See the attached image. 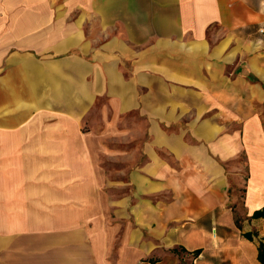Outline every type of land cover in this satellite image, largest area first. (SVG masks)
<instances>
[{"label":"crops","instance_id":"0c3cea01","mask_svg":"<svg viewBox=\"0 0 264 264\" xmlns=\"http://www.w3.org/2000/svg\"><path fill=\"white\" fill-rule=\"evenodd\" d=\"M123 2L148 22L140 68L195 86L175 108L159 93L165 107L148 112L207 118L193 135L153 125L127 193L82 159L47 214L7 207L0 264H262L264 217L251 215L264 207V0Z\"/></svg>","mask_w":264,"mask_h":264},{"label":"rangeland","instance_id":"374dc122","mask_svg":"<svg viewBox=\"0 0 264 264\" xmlns=\"http://www.w3.org/2000/svg\"><path fill=\"white\" fill-rule=\"evenodd\" d=\"M103 1L0 0V238L7 207L47 214L62 200L71 164L85 160L111 195L127 193L153 125L193 135L207 118L148 112L165 107L159 93L175 108L195 86L140 68L147 20L132 2Z\"/></svg>","mask_w":264,"mask_h":264},{"label":"trees","instance_id":"16d2710c","mask_svg":"<svg viewBox=\"0 0 264 264\" xmlns=\"http://www.w3.org/2000/svg\"><path fill=\"white\" fill-rule=\"evenodd\" d=\"M251 217L253 218H258V217H264V207H262L261 209H258V210H255ZM244 236L248 239H252V235L250 233H244ZM257 249H258V254H257V257H258V260L264 264V241H258V246H257Z\"/></svg>","mask_w":264,"mask_h":264}]
</instances>
